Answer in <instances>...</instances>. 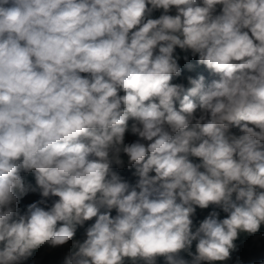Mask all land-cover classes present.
<instances>
[{
	"label": "clouds",
	"instance_id": "obj_1",
	"mask_svg": "<svg viewBox=\"0 0 264 264\" xmlns=\"http://www.w3.org/2000/svg\"><path fill=\"white\" fill-rule=\"evenodd\" d=\"M177 47L219 78L181 96ZM123 157L134 186L112 169ZM22 172L59 198L48 210L20 213L37 190ZM210 205L227 217L193 231ZM261 225L264 0H0V264L44 247L64 264H213Z\"/></svg>",
	"mask_w": 264,
	"mask_h": 264
},
{
	"label": "trees",
	"instance_id": "obj_2",
	"mask_svg": "<svg viewBox=\"0 0 264 264\" xmlns=\"http://www.w3.org/2000/svg\"><path fill=\"white\" fill-rule=\"evenodd\" d=\"M220 8L221 6L218 5L216 14H219ZM162 14H164L163 9L154 10L148 18L157 19ZM167 14L174 16L176 14L175 7L173 6L171 11ZM156 51L158 53V48ZM173 55L175 58H177V62L181 68V75L178 77L174 76L171 83L182 84L184 86V92L181 94V96L187 94V90L192 87V85L188 82L189 77L198 79L199 76L202 75L205 78V85H208L212 82L209 81L204 75L203 71L208 69L204 65L198 63V54L194 56L192 55L191 50L184 51L177 47ZM185 57H187V60H185ZM189 63L192 65L191 70H189L186 66ZM81 75L87 76L88 74L82 73ZM216 77L219 78L218 76ZM119 94L123 95L124 93L121 91ZM175 107L177 110H179V101H175ZM198 115L199 111L197 112V116ZM128 123L130 128L133 121L130 119ZM230 131L232 134L239 136L240 130L238 127L233 126ZM136 139H138V137L131 134L130 131L126 132L125 143H132ZM123 158L125 159V166L123 168H120L116 165H113L112 169L113 171L118 173L123 181H126L130 185L134 186L138 180V177L134 175L135 169H129L127 167L126 157ZM190 160L193 163H200L199 158L190 157ZM201 171H203V169H201ZM21 175L27 184H30L32 185V187L37 188L35 192L30 191L20 200L19 210L21 214H24L27 211V206L31 203L44 200L45 203L39 204V206L43 207L45 210H48L52 206V204L59 199L55 196H49L47 198L42 197L40 189L36 186L34 174H25L22 172ZM150 175H155V173H150ZM212 211H217L219 213L220 219L226 218L228 215L227 213H224L222 209L216 207L215 205H210L207 209H200L199 207H196V212L191 217V219L193 220L192 230L195 231V229L199 227L200 222H202ZM116 214V210L113 209L111 211V215L114 217ZM94 222L95 218H93V220L91 221H86L84 226L82 227L78 226L74 239L76 241L83 242L84 235L86 234V229ZM260 233H264V225H261ZM257 235L259 236V233ZM235 243L237 245V250L232 253L231 259L227 261L213 262V264H264V238L256 239L246 233H241L239 239L236 240ZM195 244L196 241H194L192 245L191 250L193 252H195ZM67 250V248L64 249V255ZM181 255L185 259L191 260V257L188 256L186 252L181 253ZM62 262V248L48 249L44 247L34 252L32 257H30L26 261H22L21 264H62ZM126 264H130V262L126 261ZM157 264H164L163 258H159L157 260Z\"/></svg>",
	"mask_w": 264,
	"mask_h": 264
},
{
	"label": "built area",
	"instance_id": "obj_3",
	"mask_svg": "<svg viewBox=\"0 0 264 264\" xmlns=\"http://www.w3.org/2000/svg\"><path fill=\"white\" fill-rule=\"evenodd\" d=\"M156 53H157V51H156ZM157 54H158V53H157ZM203 73H204V75L206 76V78H207L209 81H213V80H215V79H218V78L216 77L215 74L209 72L208 70H204ZM241 134H242V133L239 132V135H241ZM84 239H86V234L84 235L83 240H84ZM62 264H64V261L62 262Z\"/></svg>",
	"mask_w": 264,
	"mask_h": 264
},
{
	"label": "rangeland",
	"instance_id": "obj_4",
	"mask_svg": "<svg viewBox=\"0 0 264 264\" xmlns=\"http://www.w3.org/2000/svg\"><path fill=\"white\" fill-rule=\"evenodd\" d=\"M64 249L65 248H62V260H63V257H64ZM64 261V260H63Z\"/></svg>",
	"mask_w": 264,
	"mask_h": 264
}]
</instances>
